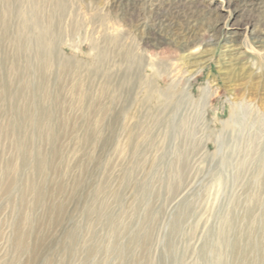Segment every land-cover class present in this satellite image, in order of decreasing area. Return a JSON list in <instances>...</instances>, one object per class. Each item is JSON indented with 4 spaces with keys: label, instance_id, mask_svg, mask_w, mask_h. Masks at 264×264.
I'll return each mask as SVG.
<instances>
[{
    "label": "rangeland",
    "instance_id": "rangeland-1",
    "mask_svg": "<svg viewBox=\"0 0 264 264\" xmlns=\"http://www.w3.org/2000/svg\"><path fill=\"white\" fill-rule=\"evenodd\" d=\"M143 1L0 0V264H264L262 121L249 153L200 143L188 98L177 115L191 118L167 132L185 144L133 146L121 126L145 136L135 80L154 83L144 53L156 47L194 71L181 80L194 100L210 86V128L241 100L264 111L263 3Z\"/></svg>",
    "mask_w": 264,
    "mask_h": 264
},
{
    "label": "bare ground",
    "instance_id": "bare-ground-1",
    "mask_svg": "<svg viewBox=\"0 0 264 264\" xmlns=\"http://www.w3.org/2000/svg\"><path fill=\"white\" fill-rule=\"evenodd\" d=\"M124 1L125 0H117V3H123ZM134 2L137 3V5L139 6L144 1L134 0ZM260 2H262L264 6V2L261 0ZM244 3H246L247 5L249 1L244 2ZM147 5L148 4L145 3L143 7L139 8L138 12L141 13L143 10H145ZM150 6H152L151 11H153L155 9H158L160 4L159 5L151 4ZM233 27H235L234 24H231L229 20H226V19L224 23L219 27V30L221 31V36L224 37V41L226 43H230V44L236 43V38L238 37L239 35L238 33L240 32H237L238 29L237 28L233 29ZM137 28L138 29L147 28V24L141 23V21L138 20ZM245 33L248 34V28L245 29ZM253 35H256V32L252 29V31L249 32V36L253 37ZM259 38L260 37H257L256 35L255 39H259ZM153 49L154 50H146V53H144V59H145L146 69H150L153 72L152 76H154L153 78H155L154 83L151 82L150 80H146L145 77L143 80L142 74L139 71H136V72H139L140 74L139 73L136 74L137 78L135 80V84L139 88L141 85H144L147 91V95L144 97L142 101L143 108L146 109L145 110L146 112L142 111L143 121L140 122L141 125H147V129L145 130V136H144L142 135V133H134V131L137 129V125H139L138 123H135L131 126L130 125L124 126L122 124L121 125L123 127L122 129H124L125 127L126 130H129V136H128L129 143L133 146L144 145V146H150V147H156V146L159 147V145L170 143V142H175L177 144L187 143V140L181 139L179 141L176 138L175 140L168 141L167 132L172 129V124H173L172 118L176 119L178 117L179 120L180 119L186 120L187 118L188 119L191 118L190 117L191 113H187V112L184 115H177V111L179 110V107L182 108L184 106V102L181 101L180 98H182V100L183 98H188V101H190V103L193 102L191 104H193L194 107L196 106L198 108V116H199V119L201 120L200 127H201L202 132H205L206 134V136L201 141H199L200 143L205 142L204 144L206 145L208 143V140H211V141L216 142L217 145L220 143V145L224 144L226 147V146H229L228 144L231 141V144L238 143L236 144L239 147L238 153L240 151H243V152L247 151L249 153L250 150H253V148L251 147L252 146L251 139L254 138V135H252V133H250L249 130H251L252 128H255L256 124L262 121L260 126L257 127V130H258L257 134L259 136V140L263 138L264 115H262L261 117L260 112L261 114H264V111H262L260 107H257L256 105H254L251 101L248 102L246 100H241L235 104L233 103V107L231 111L232 113H231V116L228 117V119H224L220 121L219 118L217 117L215 124L213 123V127L210 128L209 127L210 123L208 124L205 122L206 120L205 117L207 114V110L209 108L208 98L210 94L213 93L210 86L204 87L201 90V97L198 100H194L192 95L189 94L190 88L181 87V80L189 81V77L194 71L183 69L176 61L172 62L170 65H168L167 63H163V58L161 57V54L156 52L157 47ZM197 64L199 63L194 62L193 64H191V66H194V65L197 66ZM187 73H189V76H186ZM167 78H169L170 81H172V83H171V86H168L165 88L163 87V84L165 83ZM215 96H217V94ZM211 108L213 107L210 106V109ZM150 110H153V111L151 112ZM216 110L218 112V116H221V113H224L226 111V102L223 103L224 112L223 110L221 111L219 108H216ZM120 111H121L120 115L124 114L125 116L127 113L126 108L123 107L122 103L120 105ZM253 112H255L254 117L252 116ZM147 119H149V121H147ZM251 119H252V123L249 124ZM117 126L119 128V124ZM250 126H251V129H250ZM230 127H234L232 131H230L232 134L236 132L235 129L239 128L240 132H239L238 138H235V136H232L233 137L232 139H229V140L227 139V136H226L227 134H225V132L228 131L229 130L228 128ZM159 128L162 130H159ZM224 145L220 146V149ZM243 160H247V158L244 157ZM11 184L12 183L10 182L4 191L9 190Z\"/></svg>",
    "mask_w": 264,
    "mask_h": 264
}]
</instances>
